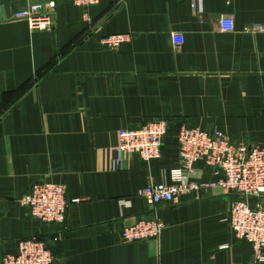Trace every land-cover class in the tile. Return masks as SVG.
<instances>
[{
  "label": "crops",
  "instance_id": "0c3cea01",
  "mask_svg": "<svg viewBox=\"0 0 264 264\" xmlns=\"http://www.w3.org/2000/svg\"><path fill=\"white\" fill-rule=\"evenodd\" d=\"M44 4L49 30L18 12ZM234 29L220 30L221 16ZM130 33L117 51L105 35ZM169 122L161 156L119 152V134ZM264 144V0H0V264L22 239L50 241L55 264H254L230 228L232 195L202 187L156 210L136 195L172 182L182 128ZM192 180L217 182L204 160ZM66 187L64 223L21 202L33 184ZM264 207V195L248 199ZM159 216V238L127 242L126 226Z\"/></svg>",
  "mask_w": 264,
  "mask_h": 264
},
{
  "label": "built area",
  "instance_id": "2783aa9c",
  "mask_svg": "<svg viewBox=\"0 0 264 264\" xmlns=\"http://www.w3.org/2000/svg\"><path fill=\"white\" fill-rule=\"evenodd\" d=\"M101 0H72L76 6L89 7ZM121 3V0H116ZM26 18L33 29L49 30L52 18L49 9L41 3L33 4L14 15ZM231 16H221L220 30L234 29ZM131 40L130 33L105 35L100 43L106 51H117L121 45ZM169 122L162 118H152L138 128L120 131L119 152L138 154L150 161L161 156ZM180 166L171 173L172 182L150 184L137 190L136 195L145 198L153 209L162 203L180 202L181 199L202 187H221L232 195L229 223L233 235L252 243L253 263L264 264V207L252 206L248 199H259L264 195V144L249 145L233 141L220 131L200 128H182L179 135ZM204 160L220 175L217 182L200 183L192 180L196 173L194 164ZM66 187L47 180L35 182L28 194L21 198L31 217L43 223H64L71 202ZM164 228L162 219L155 215L126 226L122 232L127 242L157 239ZM2 264H55V255L48 239L33 236L22 239L17 254H7Z\"/></svg>",
  "mask_w": 264,
  "mask_h": 264
}]
</instances>
